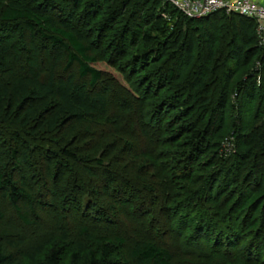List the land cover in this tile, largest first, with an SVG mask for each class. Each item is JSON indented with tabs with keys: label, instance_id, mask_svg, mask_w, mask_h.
I'll return each instance as SVG.
<instances>
[{
	"label": "trees",
	"instance_id": "obj_1",
	"mask_svg": "<svg viewBox=\"0 0 264 264\" xmlns=\"http://www.w3.org/2000/svg\"><path fill=\"white\" fill-rule=\"evenodd\" d=\"M104 1L107 2L108 0ZM33 2L40 3L34 5L29 0H0V80L7 70L11 69V67L13 68V65H10L12 61L14 68L20 67L19 64L23 55L19 53L20 55L17 54L14 56V59L12 57L16 44L12 36L13 33H18L21 37L24 31L32 34L37 29L42 38L51 43V46L61 47L65 50V66L61 72H56L53 66L50 68L48 75L41 74L34 70L33 65L30 64L32 60L30 56L36 53V46L29 43L28 49L24 47L22 51H24L23 54L28 59L27 64L20 68L12 84H8L6 87L4 86L0 89V125L6 122L18 132L30 130L35 132L36 130H40L43 135L42 138L61 136L59 139L61 141L60 145L55 147V149L44 150V148H40L38 150L39 163L46 169L49 168L46 165L48 161L53 165L51 160L58 159L60 156L74 164L83 166L85 160L81 159L77 153L81 149L78 147L75 148L76 151L71 149V144L79 143L80 136L74 132L73 136L68 137L64 129H66L69 123H73L71 128L75 131L79 125L84 126L87 123L93 122L96 117L106 115L108 99L106 95L96 91L101 82L102 74L94 68L96 58L90 55L88 37H86V33L78 24L75 23V20L65 18L56 21L55 18L49 15H41L44 7H49L50 9L57 8L54 6L57 4L53 0H34ZM72 2L79 6L84 4L85 0H72ZM127 2L135 3L138 7H141V15H147L145 8H148L149 5L150 11H153L147 15L146 20L143 19L139 23V26L140 24L143 25L147 31L138 46L133 44L134 35L129 33L121 45L118 44L115 50H113V52L117 51L122 54L130 47L135 46L136 53H133L134 57L129 62L133 68L136 66H147L151 59H157L158 57L154 53L158 52L157 46L160 43V39L166 35L174 37H172L173 41L170 45L171 50L174 51L170 55L166 53L162 55L158 54L160 58L157 60L166 59L163 60L160 67L158 66L159 68H163L162 65L165 66L167 62L171 61L172 63L173 60H176V66L169 68L166 74L167 79L175 80L179 89L175 88L174 97L171 96L170 99L159 102V108L155 107L154 113L148 117L150 121L159 120L164 115L163 112H160V109L167 108L166 112L169 115L171 114L170 112L175 110L172 105L178 103L177 99H175V97L178 98V94L176 95V93L179 90L181 92L185 86L189 85L187 83V70L195 64V50L197 47L200 48L203 54L205 53L208 63L215 62L218 58L217 52L223 48L226 50V59L233 64V68H226L222 73V84L214 106L210 102V91L205 81L206 77L195 80L191 85L190 100L192 101V105L197 104V122L201 125L206 119L207 121L202 129L190 135L189 139L185 141L187 152L190 149L189 155L185 151H182L183 153L174 151L179 146H175L169 140H163V142L160 140L169 149H162L161 146L156 153L151 155V161L147 165L152 170L150 181L154 180L155 182L157 180L159 181V184L156 183L157 187H166L165 197L170 204L169 213L172 214V219H170L171 224L168 223L167 225L163 221H156V219H153L154 208L152 207L153 211L148 213L150 215L146 219L147 223H143L148 229L147 232L154 233L156 228L162 229L164 231L162 234H164L168 241L172 240V238L181 239L183 233L186 234L188 230L194 228L192 236L188 239H183L184 257L205 260L201 258L204 257L203 252L197 251L200 241L211 242V238L214 241L215 239L220 240L222 235L225 239L230 240L228 238L230 233H232V236L234 235L233 238L238 237V233L236 234L235 230L236 227H231L229 224L225 226L224 230L219 227L220 224L225 223V219L223 220L221 215H224V210L226 209L225 211L228 213L235 212L233 223L249 232L254 238L252 241L257 242L256 238L263 231L260 218L264 213V169L260 174L258 188L255 193L247 196L246 200H244L246 194L245 196L243 194L240 195L238 199L233 201V205H231L232 196L221 200L223 193L227 190V185L234 183V181L240 178L239 173L244 169L246 163L256 156L264 155V123L260 126H253L245 134H237L226 121V109L229 96L232 92L230 87L232 78L244 64L248 63L255 56L257 49L259 50L257 47L259 38L256 33L255 22L244 16L235 14L226 15L223 12L204 18L189 19L165 3L164 0H127ZM113 14L110 13L111 16ZM219 21L222 22L221 27H223L224 32L229 33L230 41L227 44L221 43V40H219V37L213 31L212 25ZM178 26H183L184 29H178ZM189 27L192 34L184 41L185 31ZM234 39H239L245 45L248 44L254 47L252 48L253 50L249 51L250 49L247 50L240 45H236V40ZM73 66H76L75 73L71 72ZM207 70L211 71L213 67L207 68ZM207 74L211 75L212 73ZM149 79L150 77H146L143 80L147 81ZM160 79H162V76H160ZM180 83L182 84L179 85ZM240 84L238 89L241 88L245 92L243 98L249 102L253 101L258 90L259 104L262 107L264 106V80L263 83H257L256 80L247 83L244 80ZM192 105L188 107L187 104H180L181 109L175 112L174 119L180 120L184 118L188 111L192 109ZM158 112L159 115L157 117L156 113ZM32 127L36 129H31ZM208 136H210V139L207 143L206 138ZM228 137L233 138L235 150L228 155H221V143ZM204 145L207 146L206 150H211L210 157L206 158L203 162L195 161L196 164L193 161L189 163L188 168L184 167L183 171L180 172L182 166L191 161L192 155L198 156L202 154L201 152L205 150L203 148ZM29 150L21 152V163L26 164ZM44 151H46L48 160L44 156ZM17 153L16 146H13L10 150V156L15 165H19L15 160ZM104 160L102 158L95 159L93 164L96 167L86 168L85 174L91 180L96 179L99 173L105 175H107L108 171V174L110 173V168L114 166L112 163L115 164V162L111 159L113 162L111 161V163L106 164ZM213 167L217 168V170L211 172L210 170ZM172 170L177 171L178 176L172 174ZM56 171L52 179L53 188L59 177L58 169ZM189 172H197V174L201 172L205 173V175H191ZM176 177H179V180L188 182L192 186L199 182L202 185L197 188L187 184L184 186L176 185L173 184L175 180L172 181ZM76 179L77 182L70 189L63 188L64 190L62 191L66 193H64L61 200H55L56 202L52 206L58 203H66L68 206L65 212L77 214L80 218L84 219L89 217L92 222L100 221L106 215L107 210L99 201L100 198L98 199L100 193L97 192L94 196V193L91 192L92 189L90 190L91 187L87 183L82 182L80 177ZM123 182L127 188L123 187V184L110 180L106 185L107 198L116 199L122 205L121 207L126 206L125 208L129 209L130 214L136 213L137 219H145L147 216L145 213L149 212V210L145 207L143 201L141 202L140 197L130 202L134 188L131 187L128 180H123ZM0 188L6 191L10 205L19 221L27 225L29 221L22 212L19 201L23 200L27 205L31 206L33 204L32 197L25 191L23 186L16 188L1 173ZM151 189L154 194L157 193L156 188L151 187ZM125 193L129 195L128 198L124 197L126 196ZM103 194L101 193V197L105 196ZM126 198L127 200H125ZM162 201H164L163 198L159 200V204ZM46 203L44 201V205ZM204 204H212L214 212L209 211V214L208 212L204 213ZM91 211H94L93 217L89 216ZM209 218H214L215 222L210 221ZM219 218L223 220V223H221L222 220H219ZM0 219H2L1 214ZM172 221H175L173 222L174 226H171ZM227 229L228 231H225ZM109 233H112L110 229L109 232L106 231L101 235L93 234L90 232L88 226L80 225L78 234L85 241V248L80 246L79 249H71L64 255L62 253L63 249L57 248L37 263L36 257L45 251V246L38 247L27 256V261L24 264H61V258L63 260L71 259L78 264H129L130 262L133 264H172L174 254L172 249L166 245L167 243L165 241L158 243L154 238L148 236H141L140 239L133 242L129 250V261L127 263H118L114 259V256L121 251L125 239ZM254 242L252 244H255ZM251 247L250 244L248 248L244 251L242 250V256L238 262L242 264H261L258 262L256 255L252 258L249 253L251 252ZM245 251H247L246 255L244 254ZM15 252H18V247L15 248ZM15 252L0 255V264H13ZM121 260L124 261L123 259Z\"/></svg>",
	"mask_w": 264,
	"mask_h": 264
},
{
	"label": "rangeland",
	"instance_id": "obj_2",
	"mask_svg": "<svg viewBox=\"0 0 264 264\" xmlns=\"http://www.w3.org/2000/svg\"><path fill=\"white\" fill-rule=\"evenodd\" d=\"M29 1L34 5L40 3L33 2L34 0ZM53 2L57 4L54 5L57 8L50 9L49 7H44L41 15H49L55 18L56 21L72 18L86 33L90 44V55L96 58L94 68L102 74L101 82L96 91L106 95L108 109L105 116L96 117L93 122L87 123L84 126L79 125L75 131L71 128L73 123H69L66 129H64L68 137L73 136L74 132L80 136L79 143L71 144V149L74 151H76V147L81 149L77 153L81 159L85 160L83 166L74 164L60 156L58 159L51 160L53 165L48 161L46 165L49 168L46 169L39 163L38 150L40 148H44V150L55 149V147L60 145L61 141L59 139L61 136L42 138L43 135L40 130L34 132L29 129L30 131L18 132L6 122L0 125V173L5 179L10 180L16 188L23 186L33 199L31 206L27 205L23 200L19 201V206L29 221L27 225H24L19 221L12 209L6 191L0 188V214L2 215V219H0V255L14 253L15 248L18 247V252H15L12 263L24 264L27 261L28 255L38 247L45 246V251L36 257L38 263L40 259L47 257L57 248L63 249V255L71 249H79L80 246L85 248V241L78 234L79 226L85 225L89 227L90 232L93 234L101 235L106 231L109 232L110 229L112 233L109 234L118 235L125 239L121 251L114 256V259L118 263H127L129 261V250L133 242L140 239L141 236H148L154 238L158 243L164 241L167 243L166 245L172 249L174 254L172 264H242L238 262L242 256L241 253L250 244L252 247L249 253L252 258L256 255L258 262L264 264V213L260 218L263 231L256 238L257 242H254L252 241L254 238L249 232L233 223L235 212L228 213L225 209L224 215H221L223 220L225 219V225L220 224L219 227L222 230L228 224L231 227H236L235 230L236 234L238 233V237L233 238L234 235L232 236V233H230V236H228L230 240L225 239L222 235L220 240L215 239L214 241L211 238V242L200 241L199 249L194 247L197 251L203 252L204 257L201 258L205 260L184 257L183 239H188L192 236L194 228L188 230L186 234L183 233L184 236L182 235L181 239L172 238V240L167 241L164 234H162L164 232L162 229L156 228L154 233H148L147 227L143 224L147 223L146 219L150 215L148 213L153 211V208V219L163 221L166 225L168 223L171 224L170 219H172V214L169 213L170 204L165 197V190L167 189L165 186L159 185L160 188L157 187L156 183L159 184L157 180L155 182L154 180L150 181L152 170L147 165L151 161V155L156 153L161 146L162 149H169V147L161 143L163 140H169L175 146H179L174 151L187 152L185 141L189 139L190 135L196 133L206 125L207 119L201 125L197 122V104L192 105V101L190 100L191 85L195 80L206 77L205 81L210 91V102L214 106L222 84V73L226 68H233V64L226 59V50L223 48L219 50V53L217 52V60L208 63L205 53L203 54L200 48L197 47L195 50V64L187 70L189 79H187V83L189 85L185 86L181 92L179 90L176 93V95L178 94V98L175 97V99H177L178 103L172 105L175 110L170 112L171 114L169 115L166 112L167 108L160 109V112H163L164 115L159 120L150 121L148 117L154 113L155 107L159 108V102L170 99L171 96L174 97L175 88L179 89L175 80L167 79L166 74L169 68L176 66V60H173L172 63L171 61L167 62L165 66L162 65L163 68L159 67L163 60L166 59L157 60L160 58L158 54L162 55L166 53L170 55L174 51L170 48L174 38L172 35H166L160 39L161 44L158 43L157 46L158 52L154 53L158 58H153L155 60L151 59L147 66H136L133 68L129 63L131 58L134 57L133 53H136L135 46H138L146 35L147 29L141 24L139 26V23L143 19L146 20L147 15L153 12L149 9L150 5L148 8H145L147 15H141L142 8L138 7L135 3L127 2V0H108L107 2L104 0H85L84 4L79 6L74 4L72 0H53ZM110 13L114 14L111 16ZM221 23L219 21L213 24V31L219 37L221 43L227 44L230 41L229 33L224 32ZM179 28L184 29L183 26H178ZM185 32L184 41L192 34L190 27ZM129 33L134 35L133 44L135 46L130 47L122 54L117 51L113 52L118 44L121 45L124 39L127 38ZM12 36L16 41L13 59L19 53L23 56L19 64L20 67L14 68L13 61L10 64L13 65V68L9 65L11 69L3 74L0 80V89L4 86L6 87L8 84H12L20 68L27 64L28 59H26L22 49L24 47L28 49L29 43L36 46V53L30 56L32 57L30 64L33 65L34 70L37 72L48 75L51 67L54 66L56 72H61L65 66V50L61 47L51 46V43L43 39L37 29L32 34L24 31L21 37L18 33H13ZM163 43L165 44L163 45ZM236 45H240L247 50L250 49L249 51L254 48L248 44L245 45L239 39L236 40ZM257 47L259 48V50L257 49L258 53L255 52V56L234 74L230 84L232 92L229 96L226 109V121L237 134H245L253 126H260L264 123V106L262 107L259 104V91L257 90L253 101L249 102L243 98L245 94L244 90L238 89L241 85L240 83L244 80L247 83H250L252 80H256L257 83H263L264 48L262 47H264V43L258 41ZM211 67H213V70H207V68ZM75 71L76 66H73L71 72L75 73ZM160 76H162V79L159 80ZM146 77H150V79L147 81L143 80ZM159 82L160 85L158 86ZM180 104H187L188 107L192 105V109L188 111L184 118L175 120L173 116H175L176 111L181 109ZM156 114L158 117L159 112ZM31 129L36 128L32 127ZM209 139L210 136L206 138L207 143ZM234 144L232 137L225 139L220 146L221 155L232 153L235 150ZM13 146H16L18 150L15 160L19 165H15L10 156V150ZM206 147V145L203 146L205 150L201 152V155H192L191 161L183 165L180 172L183 171L184 167L188 168L189 163L193 161L203 162L206 158L210 157L211 150H206ZM28 149H30L27 153L28 160L26 164L21 163V152ZM188 150L187 155L190 153V149ZM55 153L57 154V152ZM44 156L47 160L49 159L46 151H44ZM101 158L105 159L104 163L106 164L111 163V159H113L115 164L112 163L114 166L110 168L109 174V171L106 173L107 175L99 173L96 179L91 180L85 174L86 168L96 167L93 164L94 160ZM215 167H213L214 169L211 168L210 171L217 170ZM56 169H58L59 177L58 179L56 178L57 182L53 188L52 179L57 172ZM263 169L264 155L256 156L248 161L244 169L239 173L240 178L234 181V183L227 185V190L223 193L221 200L232 196L231 205H233V201L238 199L242 194L243 196L246 194L244 197V200H246V197L255 193L258 188L260 174ZM189 173L198 176L205 175V173L201 172V174L199 172L198 174L197 172ZM172 174L178 176L175 170H172ZM77 177H80L82 182L87 183L91 187L90 190L92 189L91 192L94 193V196L97 192L100 193L98 199L100 198L99 201L107 209L106 215L100 221L92 222L89 217L84 219L80 218L77 214L65 212L68 206L66 203H58L52 206L57 200H61L64 193H66L62 190L70 189L77 182ZM178 178L172 179V181L175 180L173 184L192 186L188 182L179 180ZM110 180L119 184H123V180L129 181L128 183L134 188L130 202H133L137 197L141 198V202L143 201V204L149 210V212L145 213L147 215L145 219H137L136 213L130 214L129 209L125 208L126 206L121 207L122 205L116 199L107 198L106 185ZM82 182L81 184L83 185ZM201 185L202 183L199 182L192 187L197 188ZM123 187H125L124 184ZM151 187L156 188V194L152 192ZM101 193H104L103 195L106 197H101ZM128 196L126 194L124 197L128 198ZM162 198L164 201L159 204V200ZM44 201L47 202L45 205ZM203 207L204 213L208 212L209 214V211L214 212L212 204H204ZM89 216L93 217L94 211H91ZM209 220L215 222L214 218H209ZM219 220L222 219L219 218ZM223 220L221 223H223ZM173 222L175 221H172L171 226H174ZM225 231H228V229ZM253 242L255 244H252ZM246 252L244 253L245 255ZM61 264L78 263L71 259L63 260L61 258ZM129 264L133 263L130 262Z\"/></svg>",
	"mask_w": 264,
	"mask_h": 264
},
{
	"label": "built area",
	"instance_id": "obj_3",
	"mask_svg": "<svg viewBox=\"0 0 264 264\" xmlns=\"http://www.w3.org/2000/svg\"><path fill=\"white\" fill-rule=\"evenodd\" d=\"M189 19L204 18L223 12L251 19L259 41L264 43V0H164Z\"/></svg>",
	"mask_w": 264,
	"mask_h": 264
}]
</instances>
